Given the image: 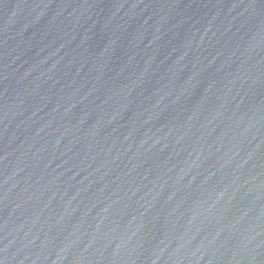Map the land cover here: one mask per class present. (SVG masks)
<instances>
[{"label":"water","instance_id":"1","mask_svg":"<svg viewBox=\"0 0 264 264\" xmlns=\"http://www.w3.org/2000/svg\"><path fill=\"white\" fill-rule=\"evenodd\" d=\"M0 264H264V0H0Z\"/></svg>","mask_w":264,"mask_h":264}]
</instances>
